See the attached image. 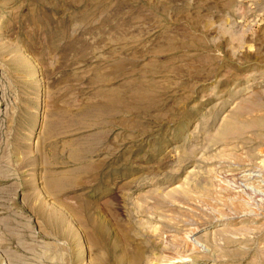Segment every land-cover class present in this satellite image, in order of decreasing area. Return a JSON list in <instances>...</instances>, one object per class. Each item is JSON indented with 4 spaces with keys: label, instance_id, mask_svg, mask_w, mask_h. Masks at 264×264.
Segmentation results:
<instances>
[{
    "label": "rangeland",
    "instance_id": "obj_1",
    "mask_svg": "<svg viewBox=\"0 0 264 264\" xmlns=\"http://www.w3.org/2000/svg\"><path fill=\"white\" fill-rule=\"evenodd\" d=\"M0 264H264V0H0Z\"/></svg>",
    "mask_w": 264,
    "mask_h": 264
}]
</instances>
